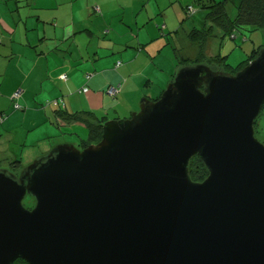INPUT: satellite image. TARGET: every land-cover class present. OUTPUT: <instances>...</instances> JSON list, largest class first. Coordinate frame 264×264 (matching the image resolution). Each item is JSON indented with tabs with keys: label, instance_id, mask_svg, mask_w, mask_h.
I'll list each match as a JSON object with an SVG mask.
<instances>
[{
	"label": "water",
	"instance_id": "obj_1",
	"mask_svg": "<svg viewBox=\"0 0 264 264\" xmlns=\"http://www.w3.org/2000/svg\"><path fill=\"white\" fill-rule=\"evenodd\" d=\"M142 103L96 143L0 168V264H264V46L236 73L182 66Z\"/></svg>",
	"mask_w": 264,
	"mask_h": 264
},
{
	"label": "crops",
	"instance_id": "obj_2",
	"mask_svg": "<svg viewBox=\"0 0 264 264\" xmlns=\"http://www.w3.org/2000/svg\"><path fill=\"white\" fill-rule=\"evenodd\" d=\"M162 2L0 0V141L23 126L38 137L31 146L48 150L51 138L85 127L62 123L57 109L107 118L110 107L134 113L142 97L158 98L174 77L164 51L181 31L166 13L159 17ZM192 45L193 55L176 51L174 58H197L199 45ZM119 85L116 95L108 93ZM8 153L2 160L23 159Z\"/></svg>",
	"mask_w": 264,
	"mask_h": 264
},
{
	"label": "rangeland",
	"instance_id": "obj_3",
	"mask_svg": "<svg viewBox=\"0 0 264 264\" xmlns=\"http://www.w3.org/2000/svg\"><path fill=\"white\" fill-rule=\"evenodd\" d=\"M228 10L230 14H234L235 7L231 3H229ZM164 13H166L167 18H170L171 20L170 25L173 28H179V26L181 27V31H179L180 33L176 34L175 38L171 40V42H169L168 49L164 51L168 55V58L172 57L170 58L171 61L166 62V64L168 68H171V66L174 68V70L170 69V72L173 70L171 74L174 75L181 68V67L178 68V65H176L177 63L180 65V63H179V58L177 57L174 58L175 52L177 51L180 54L179 57L180 56L186 57L194 54L195 46L192 45L187 35L192 28L194 27L201 28L203 26L204 21L206 20L207 9L203 8L201 4L198 3L197 0H171V1L163 0L161 5V13L159 14V17L160 16L162 17ZM161 23H163L162 20ZM213 35L214 36L212 37L211 44H209L208 46V52L206 54V57L212 58L216 55L211 56V54L220 53L221 55L226 56L227 63H229L235 69L239 66V64H241L246 59H248L252 50L255 47H258L261 44H263L264 46V32L261 30L251 31L246 35V37L240 34L239 32L236 34L237 35L236 38H232L231 35H227L225 38H222L221 29L215 28ZM173 52L174 55L172 54ZM177 52L176 54L178 56ZM212 70L224 72V70L220 67L219 68L217 67ZM144 98L145 97H142L140 102ZM137 105L140 106L139 102ZM108 113L109 114L106 120L116 119V118L125 119V118H129L127 116H131L132 114H134V113H127V114L122 113L121 115H119L114 107H110ZM255 127H256L257 138L264 143V107L262 109L261 114L256 119ZM72 128L74 130L69 131L68 133L66 131L64 133L61 132L62 136H55L51 138L50 144L52 147L47 150V147L43 149V147L36 148L34 146H31V142L35 141L38 137H36L35 139L34 134L32 132L30 133L28 131L29 130L28 128L19 126L17 132L13 133L14 134L13 136L8 135L6 137L1 138L0 168L8 170L9 172H12L14 174L20 175L23 169L29 167L37 160L35 158H40L48 154L56 146L53 145L54 142L59 143L61 140L62 141L66 140L68 142L70 141V143L76 142L74 144L80 145L82 139L87 138L88 129L82 126H75ZM62 137L64 138L62 139ZM25 140H27L26 143ZM60 144L62 143H59L58 145ZM11 151H13V153ZM8 152H10L11 154L10 156L13 160L14 158H20V155H23V159H21L23 165L20 168H13L12 166L13 164H11L8 160H2V158L6 157L5 155L7 156L9 155ZM23 202L26 207H30L32 204V200L30 199L29 195L25 197Z\"/></svg>",
	"mask_w": 264,
	"mask_h": 264
},
{
	"label": "trees",
	"instance_id": "obj_4",
	"mask_svg": "<svg viewBox=\"0 0 264 264\" xmlns=\"http://www.w3.org/2000/svg\"><path fill=\"white\" fill-rule=\"evenodd\" d=\"M199 4L207 9L206 20L201 28L194 27L190 31L188 37L192 43L199 45L200 52L197 58H181L180 66L192 65L197 63H204L210 69L222 68L224 72L236 73L242 69L250 61L257 57L259 51L262 49L263 44L255 47L248 59L239 64L235 69L226 61V56L218 53L212 58H207L204 52L205 46L208 41L214 35L215 28H220L222 31V38L227 35H231L232 38H236V34L246 35L255 30H261L264 32V0H197ZM231 3L235 7L234 14H230L228 5ZM176 73L174 74L175 77ZM173 77V78H174ZM147 98V97H146ZM153 100L151 98H148ZM157 99V98H156ZM58 105V104H57ZM57 116L62 123H82L87 130V138L82 139L79 147H85L88 144L96 143L102 138L103 123L106 117H97L92 112H69L65 109H57ZM256 128V127H255ZM13 168H20L23 165L21 159L14 160ZM190 175L195 181L204 180L209 171L204 165L203 161L194 156L190 161ZM34 204L35 200L29 196ZM13 264H28L24 259H17Z\"/></svg>",
	"mask_w": 264,
	"mask_h": 264
},
{
	"label": "built area",
	"instance_id": "obj_5",
	"mask_svg": "<svg viewBox=\"0 0 264 264\" xmlns=\"http://www.w3.org/2000/svg\"><path fill=\"white\" fill-rule=\"evenodd\" d=\"M120 90V85L119 86H111L108 89V93L111 95H116ZM20 91H16L15 96H18ZM55 104H58V101L55 102Z\"/></svg>",
	"mask_w": 264,
	"mask_h": 264
},
{
	"label": "flooded vegetation",
	"instance_id": "obj_6",
	"mask_svg": "<svg viewBox=\"0 0 264 264\" xmlns=\"http://www.w3.org/2000/svg\"><path fill=\"white\" fill-rule=\"evenodd\" d=\"M34 205H35V202H34V204H33V205H31L29 208H32Z\"/></svg>",
	"mask_w": 264,
	"mask_h": 264
}]
</instances>
